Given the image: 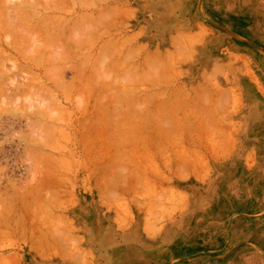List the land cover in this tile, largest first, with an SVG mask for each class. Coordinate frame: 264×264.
Returning <instances> with one entry per match:
<instances>
[{
  "label": "rangeland",
  "instance_id": "obj_1",
  "mask_svg": "<svg viewBox=\"0 0 264 264\" xmlns=\"http://www.w3.org/2000/svg\"><path fill=\"white\" fill-rule=\"evenodd\" d=\"M47 1H0V264H264V4Z\"/></svg>",
  "mask_w": 264,
  "mask_h": 264
},
{
  "label": "bare ground",
  "instance_id": "obj_2",
  "mask_svg": "<svg viewBox=\"0 0 264 264\" xmlns=\"http://www.w3.org/2000/svg\"><path fill=\"white\" fill-rule=\"evenodd\" d=\"M0 1H1V0H0ZM22 1H23V0H21V2H22ZM28 1H29V0H28ZM46 1H47V0H46ZM62 1H63V0H62ZM35 2H36V1H35ZM47 2H48V1H47ZM56 2H58V1H56ZM82 2H83V1H82ZM18 3H19V2H18ZM48 3H49V2H48ZM54 3H55V0H54ZM54 3H53V4H54ZM60 3H61V2H60ZM16 4H17V2H16ZM28 4H29V3H28ZM53 4H52V5H53ZM58 4H59V2H58ZM61 4H62V3H61ZM1 5H2V3H1ZM22 5H23V4H22ZM34 5H35V4H34ZM34 5H33V6H34ZM38 5H39V3H38ZM47 5H48V4H47ZM54 5H55V4H54ZM65 5H66V4H64V6H65ZM73 5H74V4H73ZM25 6H26V5H25ZM48 6H50V3H49ZM55 6H57V5H55ZM60 6H61V5H60ZM64 6H63V7H64ZM16 7H17V6H16ZM40 7H41V6H40ZM57 7H58V6H57ZM63 7H61V8H63ZM65 7H66V6H65ZM21 8H22V7H21ZM57 9H58V8H56V10H57ZM64 9H65V8H64ZM18 10H19V9H18ZM18 10H17V11H18ZM21 10H22V9H21ZM25 10L27 11L28 9H25ZM54 10H55V8H54ZM2 11H3V9H2ZM17 11H16V12H17ZM39 11H40V10H39ZM23 12H24V9H23ZM37 12H38V11H37ZM51 12H52V11H51ZM19 13H20V10H19ZM38 13H40V12H38ZM42 13H43V12H42ZM0 14H1V13H0ZM2 14H3V13H2ZM25 14H26V13H25ZM28 14H29V13H28ZM34 14H35V12H34ZM40 14H41V13H40ZM26 15H27V14H26ZM4 16H5V15H4ZM4 16L0 17V20H1V21H2V20L5 21V20H6L5 18H7V20H9V22H10L11 17H10V19H9L8 17H5V18H4ZM21 16H22V15H21ZM38 16H39V15H38ZM58 16H59V15H58ZM58 16H56V17H58ZM61 16H62V15H61ZM77 16H78V15H77ZM81 16H82V15H81ZM19 17H20V16H19ZM19 17H18V18H19ZM39 17H40V16H39ZM45 17H46V16H45ZM50 17H51V16H50ZM1 18H2V19H1ZM3 18H4V19H3ZM16 18H17V17H16ZM20 18H21V17H20ZM37 18H38V17H37ZM42 18H44V17L42 16ZM60 18H62V17H60ZM74 18H75V17H74ZM82 18H84V17H82ZM13 19H14V18H13ZM39 19H40V18H39ZM44 19H45V18H44ZM47 19H48V18H47ZM47 19H46V20H47ZM50 19H51V18H50ZM75 19H76V18H75ZM17 20H18V19H17ZM17 20H16V21H17ZM62 20H63V19H62ZM79 20H81V19H79ZM82 20L84 21L85 19H82ZM86 20H87V19H86ZM86 20H85V21H86ZM19 21H21V20H19ZM58 21H61V20H58ZM68 21H69V20H68ZM68 21H67V22H68ZM71 21H72V20H71ZM71 21H70V22H71ZM83 21H82V22H83ZM9 22H8V24H9ZM11 22H14V20L11 21ZM28 22H29V21H28ZM46 22H47V21H46ZM50 22H51V21H50ZM50 22H49V23H50ZM52 22H54V21H52ZM74 22H76V20H75ZM74 22H73V23H74ZM82 22H81V24H82ZM86 22H87V21H86ZM2 23H3V22H2ZM4 23H5V22H4ZM4 23H3V24H4ZM14 23H15V22H14ZM20 23H21V22H20ZM34 23H35V22H34ZM49 23H48V24H49ZM62 23H63V22H62ZM65 23H66V22H65ZM83 23H84V22H83ZM5 24L8 25L7 22H6ZM12 24H13V23H12ZM31 24H32V23H31ZM31 24H29V25L31 26ZM48 24H47V25H48ZM60 24H61V22H60ZM85 24H86V23H85ZM96 24H97V23H96ZM20 25H21V24H20ZM27 25H28V24H27ZM58 25H59V24H58ZM64 25H65V24H64ZM67 25H68V24H67ZM73 25H74L73 27H75V24H73ZM94 25H95V23H94ZM108 25H109V28H110V24H109V23H108ZM9 26H12V25H9ZM15 26H16V25H15ZM49 26H50V24H49ZM53 26H54V25H53ZM77 26H78V25H76V27H77ZM89 26H90V25H89ZM39 27H40V26H39ZM50 27H51V26H50ZM67 27H70V25L67 26ZM84 27H85V26H84ZM4 28H5V27L3 26V29H4ZM7 28H8V27H7ZM17 28H18V26H17ZM22 28H23V27H22ZM47 28H49V27H47ZM53 28H55V26H54ZM56 28H57V27H56ZM58 28H59V27H58ZM79 28H80V27H79ZM61 29H62V28H61ZM75 29H76V28H75ZM77 29H78V28H77ZM77 29H76V31L78 32L79 30H77ZM89 29H90V28H89ZM95 29H96V27H95ZM95 29H94V30H95ZM5 30H6V29H5ZM13 30H14V29H13ZM13 30H12V32H13ZM20 30H22V29H20ZM40 30H41V29H40ZM43 30H44V29H43ZM46 30H47V29H46ZM80 30H81V29H80ZM94 30H93V31H94ZM47 31H48V30H47ZM83 31H84V30H83ZM86 31H87V30H85V32H86ZM96 31H97V30H96ZM44 32H46V31H44ZM53 32H54V31H53ZM53 32H52V33H53ZM94 32H95V31H94ZM94 32H93V33H94ZM13 33H14V32H13ZM48 33H49V31H48ZM16 34H17V33H16ZM19 34H20V33H19ZM44 34H45V33H44ZM46 34H47V33H46ZM57 34H58V33H57ZM72 34H74V33H72ZM83 34H84V33H83ZM85 34H86V33H85ZM185 34H186V33H185ZM17 35H18V34H17ZM50 35H51V34H50ZM54 35H55V34H54ZM77 35H78V34H77ZM87 35H88V34H87ZM183 35H184V34H183ZM36 36H37V35H36ZM42 36H43V35H42ZM56 36H57V35H56ZM56 36H54V37L57 38ZM83 36H84V35H83ZM184 36H185V35H184ZM16 37H17V36H16ZM18 37H19V35H18ZM48 37H49V36H48ZM73 37H74V36H73ZM73 37H72V38H73ZM84 37H86V36H84ZM90 37L92 38V36H90ZM176 37H177V36H176ZM21 38H22V37H21ZM36 38H38V37H36ZM42 38H43V37H42ZM45 38H46V35H45ZM55 38H52V37H51L50 40L55 39ZM59 38H60V37H59ZM74 38H76V37H74ZM81 38H82V37H81ZM87 38H89V37H87ZM91 38H90V39H91ZM126 38H127V37H126ZM187 38H188V37H187ZM12 39H13V38H12ZM31 39H32V38H31ZM38 39L40 40V38H38ZM47 39L49 40V38H47ZM47 39H45V40H47ZM57 39H58V38H57ZM61 39L64 40V38H61ZM124 39H125V38H124ZM15 40H17V39H15ZM45 40H44V41H45ZM72 40H73V39H72ZM78 40H79V39H78ZM78 40H77V41H78ZM80 40H82V39H80ZM80 40H79V41H80ZM118 40H119V39H118ZM118 40H117V41H118ZM126 40H127V39H126ZM177 40H178V39H176V41H177ZM36 41H37V40H36ZM73 41H74V40H73ZM73 41H72V42H73ZM77 41H76V42H77ZM82 41H83V40H82ZM117 41H116V42L114 41L115 44L117 43ZM123 41H124V40H123ZM11 42H12V41H11ZM17 42H18V41H17ZM51 42H52V41H51ZM63 42H64V41H63ZM76 42H75V43H76ZM83 42H84V41H83ZM85 42H86V41H85ZM85 42H84V43H85ZM118 42H120V40H119ZM9 43H10V41H9ZM15 43H16V42H15ZM19 43H20V42H19ZM54 43H55V42H54ZM54 43H53V45H54ZM112 43H113V41H112ZM123 43H124V42H123ZM37 44H38V43H37ZM45 44H47V43H45ZM45 44H44V45H45ZM79 44H80V43H79ZM79 44H78V45H79ZM86 44H88V43L86 42ZM110 44H111V42H110ZM124 44H125V43H124ZM40 45H41V44H40ZM40 45H39V46H40ZM53 45H52V46H53ZM74 45H76V44H74ZM116 45H117V44H116ZM116 45H115V46H116ZM119 45H120V43H119ZM119 45H118V46H119ZM121 45H123V44L121 43ZM121 45H120V46H121ZM125 45H127V44H125ZM19 46H20V45H19ZM71 46H73V45H71ZM71 46H70V47H71ZM79 46H80V45H79ZM105 46H106V45H105ZM108 46H109V44H108ZM15 47H16V46H15ZM36 47H37V46H36ZM46 47L49 48V46H46ZM67 47H69V46H67ZM112 47H113V44H112ZM40 48H41V47H40ZM62 48H63V47H62ZM109 48H110V47H109ZM124 48H125V47H124ZM140 48H141V47H140ZM140 48H139V49H140ZM18 49H19V48H18ZM66 49H67V48H66ZM66 49H65L64 51L67 53V52L69 51V49H67L68 51H66ZM110 49H111V48H110ZM139 49H137V50H139ZM108 50H109V49H108ZM112 50H113V49H112ZM1 51H2V50H1ZM1 51H0V53H1ZM37 52H39V51H37ZM65 52H64V53H65ZM152 52L155 54L157 51H156V52L152 51ZM174 53H175V52H174ZM35 54H36V53H35ZM35 54H34V55H35ZM148 54H149V53H148ZM148 54H147V55H148ZM157 54H158V53H157ZM157 54H156V55H157ZM149 55H150V54H149ZM0 56H3V55H0ZM29 56H30V55H29ZM39 56H40V55H39ZM145 56H146V55H145ZM150 56H151V55H150ZM152 56H153V54H152ZM163 56H164V55H163ZM174 56H176V55H174ZM34 57H35V56H34ZM156 57H157V56H156ZM172 57H173V56H172ZM177 57H178V54H177ZM177 57H175V58L177 59ZM10 58H11V57H10ZM10 58H9V59H10ZM32 58H33V57H32ZM95 58H96V57H95ZM148 58H149V56H148ZM158 58H159V57H158ZM2 59H3V58H2ZM34 59H35V58H34ZM149 59H150V61L152 60L151 58H149ZM153 59H154V58H153ZM7 60H8V59H7ZM7 60H6V61H7ZM157 60H158V59H157ZM4 61H5V60L3 59V62H4ZM0 62H2V60H1ZM3 62H2V63H3ZM12 62H13V61H12ZM14 62H15V61H14ZM95 62H96V61H95ZM145 62H148V61H147V58H146V61H145ZM154 62H155V61H154ZM174 62H175V61H174ZM178 62H179V61H178ZM5 63H6V62H5ZM96 63H97V62H96ZM13 64H14V63H13ZM175 64H176V63H175ZM0 65H1V64H0ZM2 65L4 66V63H3ZM15 65L17 66V64H15ZM18 65H19V63H18ZM146 65H147V64H146ZM3 66H2V68H3ZM5 66H7V65H5ZM16 66H15V68H16ZM177 66H178V65H177ZM7 67H8V66H7ZM7 67H6V68H7ZM11 67H12V66H11ZM11 67H10V68H11ZM154 67H155V66H154ZM2 68H0V69H2ZM98 68H100V67H98ZM101 68H102V67H101ZM3 69H4V68H3ZM3 69H2V70H3ZM12 69H13V68H11V70H12ZM95 69H96V68H95ZM3 71L6 73L7 70H6V71L3 70ZM3 71H2V72H3ZM80 71H81V70H80ZM130 71H131V70H130ZM130 71H129V73L131 74L132 71H131V72H130ZM2 72L0 71V75L2 74L1 76H3V73H2ZM8 72H9V70H8ZM100 72H101V71H100ZM100 72L97 71L98 76H99V73H100ZM133 72H135V70H134ZM17 73H18V72H17ZM95 73H96V72H95ZM157 73H158V72H157ZM10 74H11V73H10ZM10 74H9V75H10ZM101 74H102V73H101ZM131 75H132V74H131ZM135 75H136V74H135ZM143 75H144V74H143ZM1 76H0V77H1ZM136 76H137V75H136ZM138 76H139V75H138ZM9 77H11V76H9ZM12 77H13V76H12ZM33 77H34V76H33ZM96 77H97V75H96ZM25 78H26V77H25ZM137 78H138V77H137ZM0 79H1V78H0ZM5 79H6V77H5ZM35 79H36V78L34 77V80H35ZM144 79H145V78H144ZM148 79H149V78H148ZM2 80H3V78H2ZM15 80H16V79H15ZM136 81H138V80H136ZM1 82H2V81H1ZM11 82H12V80H11ZM79 82H80V81H79ZM5 83H6V82H5ZM1 84H2V83H1ZM6 84H7V83H6ZM9 84H10V83H9ZM9 84H8V85H9ZM11 84H12V83H11ZM20 84H22V83H20ZM20 84H19V85H20ZM3 85H4V84H3ZM22 85H24V84H22ZM27 85H28V84H27ZM27 85H26V86H27ZM78 85H79V84H78ZM88 85H89V84H88ZM5 86H6V85H5ZM14 87H15V84H14ZM27 87H29V86H27ZM90 87H91V86H90ZM93 87H94V86H93ZM93 87H92V89H93ZM0 88H1V87H0ZM2 88H3V86H2ZM5 88H6V87H5ZM9 88H10V87H9ZM29 88H30V87H29ZM74 88H75V87H74ZM80 88H81V87H80ZM17 89H18V87H17ZM22 89H24V88H22ZM33 89H34V88H33ZM78 89H79V88H78ZM89 89H90V88H88V90H89ZM1 90L4 91V93H5V90H3V89H1ZM1 90H0V91H1ZM86 90H87V89H86ZM18 91H20V89H19ZM22 91H23V92H26L25 89L22 90ZM28 91H30V90L28 89ZM39 91H40V90H39ZM12 92H14L13 89H12ZM37 92H38V89H37ZM40 92H41V91H40ZM90 92H91V91H90ZM4 93H2V94H4ZM6 93H7V92H6ZM6 93H5V94H6ZM9 93H10V91H9ZM5 94H4V95H5ZM31 94H32V93H31ZM35 94H36V93H35ZM40 94H41V93H40ZM40 94H38V95H40ZM111 94H113V92H111ZM8 95H10V94H8ZM175 95H176V94H175ZM5 96H6V95H5ZM5 96H4V97H5ZM7 98H8V97H7ZM3 99H4V98H3ZM175 99H176V98H175ZM5 100H6V99H5ZM172 100H173V99H172ZM173 101H175V100H173ZM177 101H178V99H177ZM177 101H176V102H177ZM2 102H3V100H2ZM5 102H6V106H7V100H6ZM168 102H169V101H168ZM8 103H9V102H8ZM170 104H171V103H170ZM170 104H169V105H170ZM171 105H172V104H171ZM6 109H7V108H6ZM142 109H143V108H142ZM142 109H141V110H142ZM145 110H146V109H145ZM142 111H143V110H142ZM131 112H132V111H131ZM131 112H130V113H131ZM143 112H144V111H143ZM125 121H126V120H124V122H125ZM126 122H127V121H126ZM126 122H125V124H126ZM135 123H137V122H135ZM138 123H139V122H138ZM127 124H128V122H127ZM140 124H141V122H140ZM136 125H137V124H136ZM136 125H135V126H136ZM138 125H139V124H138ZM159 125H161V124L159 123ZM159 125H158V126H159ZM129 126H130V125H129ZM131 126H134V122H133V125H131ZM142 126H143V124H142ZM158 126H156V127H158ZM124 127H125V126H124ZM137 127L140 128V126H137ZM154 127H155V126H154ZM162 127H165V126H162ZM163 129H164V128H163ZM163 129H162V130H163ZM162 132H163V131H162ZM192 164H193V163H192ZM193 165H194V164H193ZM64 235H66V234L64 233ZM67 235H68V234H67ZM53 237H54V236H53ZM65 238H66V236H65ZM51 239H52V238H51ZM51 239H50V240H51ZM52 240H53V239H52ZM57 240H58V238H57ZM59 240H60V239H59ZM32 243H34V242H32ZM34 244H35V243H34ZM46 244H47V243H46ZM35 245H36V244H35ZM35 245H34V246H35ZM36 247H37V246H36ZM38 247H39V246H38ZM38 247H37L36 250H38ZM39 248H41V247H39ZM42 248H44V247H42ZM42 248H41V249H42ZM42 250H43V249H42ZM55 250H56V249H55ZM44 251H45V250H44ZM41 252H43V251H41ZM41 254H42V253H41ZM44 255H45V253H44Z\"/></svg>",
  "mask_w": 264,
  "mask_h": 264
},
{
  "label": "crops",
  "instance_id": "obj_3",
  "mask_svg": "<svg viewBox=\"0 0 264 264\" xmlns=\"http://www.w3.org/2000/svg\"><path fill=\"white\" fill-rule=\"evenodd\" d=\"M214 1H216V0H214ZM217 1H219V0H217ZM220 2V1H219ZM260 2L262 3V4H264V0H260Z\"/></svg>",
  "mask_w": 264,
  "mask_h": 264
}]
</instances>
